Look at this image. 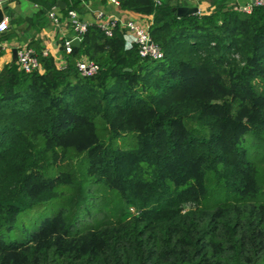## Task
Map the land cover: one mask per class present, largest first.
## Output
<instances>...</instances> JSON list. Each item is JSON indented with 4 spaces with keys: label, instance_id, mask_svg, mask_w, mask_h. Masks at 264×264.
<instances>
[{
    "label": "trees",
    "instance_id": "trees-1",
    "mask_svg": "<svg viewBox=\"0 0 264 264\" xmlns=\"http://www.w3.org/2000/svg\"><path fill=\"white\" fill-rule=\"evenodd\" d=\"M210 3L118 1L157 58L93 20L0 68V264H264V5Z\"/></svg>",
    "mask_w": 264,
    "mask_h": 264
},
{
    "label": "crops",
    "instance_id": "crops-1",
    "mask_svg": "<svg viewBox=\"0 0 264 264\" xmlns=\"http://www.w3.org/2000/svg\"><path fill=\"white\" fill-rule=\"evenodd\" d=\"M61 2V5L57 4ZM172 3V6H196L197 12L211 7L208 0H160ZM225 5L231 4L234 7L237 5L236 0H222ZM54 13L57 19L53 21L47 11L44 10L41 16L35 15V10L39 5L33 0H7L6 8L9 10L10 19L8 27L2 32L3 49L0 51V68L4 64L12 63V52L20 46H26L30 39H38L41 48L46 52H50L56 57L58 62L61 61L59 47L64 39L70 37L72 32L67 23L66 13L64 12L71 4L69 0H56ZM52 5V6H54ZM74 10L78 12L80 17L88 23L93 22L96 11H102L104 16H115L120 20L134 18L143 23L144 18L135 17L129 13H125L118 9L117 6L108 4L105 0H81L74 6ZM73 10V9H72ZM3 11V10H2ZM122 38L126 44L131 43V37L122 28ZM132 44V43H131Z\"/></svg>",
    "mask_w": 264,
    "mask_h": 264
},
{
    "label": "built area",
    "instance_id": "built-area-1",
    "mask_svg": "<svg viewBox=\"0 0 264 264\" xmlns=\"http://www.w3.org/2000/svg\"><path fill=\"white\" fill-rule=\"evenodd\" d=\"M108 4L117 6L119 0H105ZM154 3H159L160 0H152ZM252 5H264V0H253L252 2H247L243 6L236 5L235 8H238L244 12L250 10V6ZM55 5L51 6L47 13L49 17L55 21L57 19L56 14L54 13ZM66 18L68 26L72 32V35L63 40V50L65 52H69L70 41L75 37L80 40L82 34L84 33L85 27L89 24L86 20L82 19L78 12L72 9L66 10ZM94 20L97 21L99 28L104 32L106 36H110L112 33V28L115 24L121 26L128 35L131 37V43L126 44L124 42L125 47H129L134 45L137 51V54L141 57H149V58H157L161 55L160 48L151 41L148 28V21H143L140 23L134 18L120 20L115 16H104L102 11H96ZM0 25H3L0 28V51L3 49L2 43V32L5 31L8 27V20L6 17H2L0 19ZM16 57L14 62L17 65V68L22 71H31L37 69L38 61L34 56L33 52H31L30 48L27 46H20L16 50ZM42 53H46L44 49L41 50ZM76 69L82 75H91L95 72L96 65L91 60L81 57L75 61Z\"/></svg>",
    "mask_w": 264,
    "mask_h": 264
},
{
    "label": "water",
    "instance_id": "water-1",
    "mask_svg": "<svg viewBox=\"0 0 264 264\" xmlns=\"http://www.w3.org/2000/svg\"><path fill=\"white\" fill-rule=\"evenodd\" d=\"M252 1L253 0H236V3L239 6H243L247 2H252ZM6 3H7V0H0V19L4 16V17L7 18V20H9L10 19V15H9V10L6 8ZM57 4L61 5V2L57 1ZM171 9L174 10V12H175V14L177 16H182V15H185V14L197 12L196 6H194V5H189V6H181V5L171 6ZM78 44H79V40L76 37L70 41V45L71 46L75 47ZM11 52H12V61L11 62H14L15 57H16L15 49L13 48L11 50Z\"/></svg>",
    "mask_w": 264,
    "mask_h": 264
},
{
    "label": "clouds",
    "instance_id": "clouds-1",
    "mask_svg": "<svg viewBox=\"0 0 264 264\" xmlns=\"http://www.w3.org/2000/svg\"><path fill=\"white\" fill-rule=\"evenodd\" d=\"M3 27V25H0V28H2Z\"/></svg>",
    "mask_w": 264,
    "mask_h": 264
},
{
    "label": "rangeland",
    "instance_id": "rangeland-1",
    "mask_svg": "<svg viewBox=\"0 0 264 264\" xmlns=\"http://www.w3.org/2000/svg\"><path fill=\"white\" fill-rule=\"evenodd\" d=\"M210 0H208L207 2H209Z\"/></svg>",
    "mask_w": 264,
    "mask_h": 264
}]
</instances>
